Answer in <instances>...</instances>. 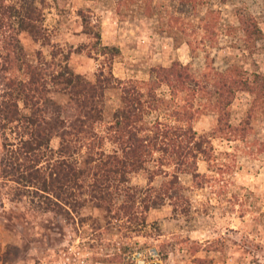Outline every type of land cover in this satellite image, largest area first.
Returning <instances> with one entry per match:
<instances>
[{
	"label": "rangeland",
	"instance_id": "1",
	"mask_svg": "<svg viewBox=\"0 0 264 264\" xmlns=\"http://www.w3.org/2000/svg\"><path fill=\"white\" fill-rule=\"evenodd\" d=\"M142 2L24 0L27 6L41 9L48 46L33 43L25 34L19 35L20 44L28 56L39 50L46 60L50 46L61 53L70 51L69 69L88 82L94 81L99 70L108 71L105 57L98 54L100 46L117 49L110 72L122 82L145 81L151 67H167L173 62L187 65L201 82L207 66L223 71L236 65L249 75H264V0H201L195 9L179 0H149L148 10ZM207 10L216 13L205 19ZM79 12L96 26L98 47L82 33ZM237 13L253 16L262 33L248 51L236 28ZM204 19L213 37L209 42L203 39ZM50 99L57 105L67 102L66 96L57 91L50 92ZM250 101L245 92L235 94L228 108L229 124H239ZM119 106L118 88L108 87L103 96L102 120L95 128L105 138L101 146L105 152L111 149L106 129ZM21 111L27 113L26 109ZM162 115L151 112L145 119L153 122L159 117L162 121ZM215 121V116L206 111L199 114L192 129L197 135H209ZM22 128L20 123L0 131V158L18 149L19 139L24 138ZM250 128V135L242 141L211 139L210 164L200 159L196 162L197 172L205 179L201 188L195 187L190 174H178V194L168 191L170 199L163 197L159 205L143 212L141 224L130 223L115 210L122 194L113 200L115 205L107 199L104 208L88 191L75 192L77 201L83 202L75 211L43 212L40 192L35 196L31 188L0 175V263L57 264L70 257L75 258L72 264L81 259L85 264H122L127 253L153 247L162 264H264V113L252 118ZM57 143L54 138L49 147L55 150ZM70 160L82 167L85 149ZM46 162L45 156L38 166L45 167ZM217 166L222 172L216 170ZM166 179L158 175L147 183L141 171L128 177L127 186L137 189L138 202L147 186L157 188ZM180 197L183 201L177 199ZM135 207L139 219L141 206Z\"/></svg>",
	"mask_w": 264,
	"mask_h": 264
},
{
	"label": "trees",
	"instance_id": "2",
	"mask_svg": "<svg viewBox=\"0 0 264 264\" xmlns=\"http://www.w3.org/2000/svg\"><path fill=\"white\" fill-rule=\"evenodd\" d=\"M179 1L191 9L201 5V0ZM23 2L0 0V131L21 123L24 136L19 139L18 149L1 156L0 175L31 188L35 196L40 192L43 212L75 211L83 205L75 192L88 191L104 208L107 199L115 205L113 200L122 194L115 210L130 223L141 224L143 212L159 205L163 197L170 199L168 191L178 194V174H190L195 187L201 188L205 179L197 172L196 162L200 159L210 164L211 139L245 140L251 133L252 118L264 113V75H249L236 65L223 71L207 66L203 82L193 77L187 65L178 62L151 67L145 81L122 82L113 78L110 68L118 51L98 47L96 26L81 12L82 33L105 57L107 73L99 70L93 82L85 81L69 69L70 51L61 53L53 46L49 47L48 60L39 50L28 56L20 44V34L40 46H48V38L42 28L41 9ZM142 3L148 10L149 0ZM215 13L207 10L205 19ZM236 23L243 47L247 51L252 49L262 38L255 18L237 13ZM208 24L205 20L203 39L209 42L213 37ZM80 49L76 47L75 51ZM115 86L120 106L106 129L111 149L105 152L101 148L105 138L95 128L102 120L104 91ZM51 91L65 95L67 102L53 103ZM240 92L247 93L251 101L245 117L233 126L229 124L228 108ZM21 109L27 113L22 114ZM206 111L215 116V125L209 135H197L192 123ZM151 112L157 116L162 113L163 120L158 117L153 122L146 121ZM54 138L58 143L52 150L49 143ZM81 148L85 149V160L82 167H77L70 157ZM45 156V167L38 166ZM216 170L222 172L219 166ZM141 171L145 172L147 183L158 175L167 179L157 188L147 186L137 202V189L127 186V182L131 174ZM151 192L154 195L150 196ZM177 199L183 201L181 197ZM135 204L141 206L139 219L135 216Z\"/></svg>",
	"mask_w": 264,
	"mask_h": 264
},
{
	"label": "built area",
	"instance_id": "3",
	"mask_svg": "<svg viewBox=\"0 0 264 264\" xmlns=\"http://www.w3.org/2000/svg\"><path fill=\"white\" fill-rule=\"evenodd\" d=\"M75 258L62 259L57 264H72ZM77 264H85V259H81ZM122 264H162V259L153 247L144 250H133L123 257Z\"/></svg>",
	"mask_w": 264,
	"mask_h": 264
},
{
	"label": "crops",
	"instance_id": "4",
	"mask_svg": "<svg viewBox=\"0 0 264 264\" xmlns=\"http://www.w3.org/2000/svg\"><path fill=\"white\" fill-rule=\"evenodd\" d=\"M1 264V263H0Z\"/></svg>",
	"mask_w": 264,
	"mask_h": 264
}]
</instances>
